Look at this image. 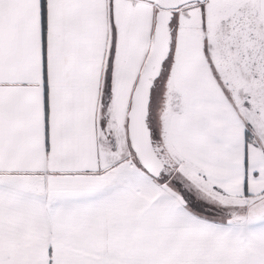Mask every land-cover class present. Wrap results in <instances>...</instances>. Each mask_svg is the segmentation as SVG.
Segmentation results:
<instances>
[{
	"label": "snow or ice",
	"instance_id": "1",
	"mask_svg": "<svg viewBox=\"0 0 264 264\" xmlns=\"http://www.w3.org/2000/svg\"><path fill=\"white\" fill-rule=\"evenodd\" d=\"M0 264H264V0H0Z\"/></svg>",
	"mask_w": 264,
	"mask_h": 264
}]
</instances>
